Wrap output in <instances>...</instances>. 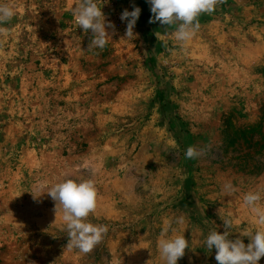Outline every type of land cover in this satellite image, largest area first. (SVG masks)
I'll list each match as a JSON object with an SVG mask.
<instances>
[{"label":"rangeland","instance_id":"1","mask_svg":"<svg viewBox=\"0 0 264 264\" xmlns=\"http://www.w3.org/2000/svg\"><path fill=\"white\" fill-rule=\"evenodd\" d=\"M0 3L17 10L0 25V264H162L166 220L189 241L177 264H218L204 240L226 230L220 216L250 242L243 197L264 205V0H226L187 43L148 22L147 0H97L115 25L103 50L75 21L79 0ZM189 146L204 154L185 159ZM69 179L94 181L89 221L109 229L88 254L67 248L46 193Z\"/></svg>","mask_w":264,"mask_h":264},{"label":"clouds","instance_id":"2","mask_svg":"<svg viewBox=\"0 0 264 264\" xmlns=\"http://www.w3.org/2000/svg\"><path fill=\"white\" fill-rule=\"evenodd\" d=\"M147 2L152 13L148 22L150 24L159 22L163 27L176 25L173 33L175 40L187 43L200 28L199 16L212 14L217 6L226 0H147ZM140 13L141 9L135 5L132 11L125 9L122 12L120 19L127 22L126 38L135 37L133 29ZM16 15L14 4L0 3V25L11 22ZM73 15L79 28L85 33L91 32L88 48L103 50L111 37L108 30H115V25L106 19L97 0H79L73 9ZM4 31L5 29L0 27V34ZM155 35L160 40L161 34L156 32ZM203 154V150L189 146L184 155L185 159L193 160L199 159ZM43 187L42 184L41 188ZM223 190L227 195L237 191L231 183H226ZM46 193L55 202L56 214L62 211V220L68 236L67 248L78 249L82 254L91 253L103 241L109 230L107 225L93 224L89 221V216L95 214L98 204V192L94 181L77 182L69 179L52 186ZM261 200L260 192L250 191L243 197L244 206L250 210L257 225L254 232L251 230L240 232L241 237L249 238L250 242L247 245L241 238L229 239L233 227L231 218L220 216L226 229L223 234L215 229L209 231L204 246L209 252L213 248L216 250L215 259L218 264H258L264 257V205H261ZM176 222L183 223V217L178 218ZM164 224L157 241L162 264H177L178 260L184 257L185 250L189 248V241L184 234L169 236L170 229L173 232L175 229L171 228L170 221L166 220Z\"/></svg>","mask_w":264,"mask_h":264}]
</instances>
